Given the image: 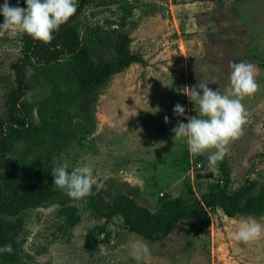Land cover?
<instances>
[{"label": "rangeland", "instance_id": "rangeland-1", "mask_svg": "<svg viewBox=\"0 0 264 264\" xmlns=\"http://www.w3.org/2000/svg\"><path fill=\"white\" fill-rule=\"evenodd\" d=\"M78 21L79 36L95 62L116 55L112 42L103 45L96 34L114 42L122 29L131 37V52L145 63L135 61L115 72L93 94L82 93V76L71 67L70 54L51 63H27L24 132L9 109L17 100L22 33L15 27L0 31V117L6 121L0 160L5 154L23 179L36 178L37 167L48 162L71 168L89 162L108 198L125 192L152 209L167 195L191 196L189 187L201 195L199 184L226 178L222 165L229 189L247 179L257 182L255 191L264 184V0H92ZM238 60L253 65L259 87L242 98L247 119L240 134L209 166L214 148L192 153L172 129L197 114L188 87L201 80L227 92L231 64ZM177 103L186 115L174 113ZM31 122L44 129L42 144L29 136ZM56 189L54 197L21 213L24 221L16 234L22 264H264V234L247 242L229 236L250 215L230 216L218 208L198 235L180 223L151 242L120 215L95 213L88 195L77 199ZM255 218L264 223V214ZM134 239L146 246L139 262L129 253Z\"/></svg>", "mask_w": 264, "mask_h": 264}, {"label": "trees", "instance_id": "trees-1", "mask_svg": "<svg viewBox=\"0 0 264 264\" xmlns=\"http://www.w3.org/2000/svg\"><path fill=\"white\" fill-rule=\"evenodd\" d=\"M92 0H78L76 12L54 31L53 39L49 42L33 39L27 33H22L23 55L15 63L18 77V89L16 91V103L9 107L13 120L24 123L26 115L25 95L29 84L26 80L25 66L27 63H51L66 54L73 59L70 65L77 75H81L80 82L83 94H93L98 85L108 79L115 72L122 71L135 61L145 63L142 56L132 53L130 49L131 37L120 29L117 38L113 42L110 37L96 34V39L103 45L112 42L116 55L112 58L100 56L98 62L89 57V52L82 42L79 34V17L86 5ZM26 7L25 0L21 3ZM4 17L0 14V21ZM126 23H121L124 26ZM85 76V79L83 77ZM6 121L0 117V132L4 130ZM27 130L34 144H42L44 138L41 133L44 129L37 123H29ZM26 132V131H24ZM40 139H36V138ZM39 141V142H38ZM32 150V146L28 147ZM5 158L0 160V244L11 243L12 252L0 253V260L8 263L22 264L21 245L17 234L24 221L22 211L38 207L46 200L54 197L58 190L53 184L52 168L60 164H43L37 167V177L23 179L17 172L15 163ZM18 166V165H17ZM68 167V166H67ZM71 170V167H68ZM222 171L226 178L223 181H213L207 184H199L201 195H194V190L189 187L191 196H166L156 209L144 205L139 200L125 192H118L108 196L97 186L93 185L88 195L89 206L101 216L120 215L131 229L139 233L151 242L161 240L168 236L180 223L192 228L194 235L204 231L211 223V212L221 208L226 215L236 216L245 214L260 216L264 214V184L255 191L256 181L247 179L246 182L235 189H229L230 176L226 165H222ZM24 264H32L24 262Z\"/></svg>", "mask_w": 264, "mask_h": 264}, {"label": "clouds", "instance_id": "clouds-1", "mask_svg": "<svg viewBox=\"0 0 264 264\" xmlns=\"http://www.w3.org/2000/svg\"><path fill=\"white\" fill-rule=\"evenodd\" d=\"M26 7L12 5L10 0L0 4V31L11 27L27 33L33 39L49 42L54 31L76 12L78 0H25ZM215 81V80H213ZM259 87L254 78L253 65L244 60L233 61L230 72V88L221 92L220 87L213 90L208 82L199 80L188 87L186 93L194 102L196 115L180 120L173 127L174 137L184 138L192 153H202L214 148L208 153L209 166L222 159L228 151L229 141L238 136L241 126L247 119L246 110L242 104L245 95L254 93ZM202 90V91H200ZM174 113L186 115L185 106L174 105ZM169 117L165 116L167 122ZM53 184L65 189L72 198H81L89 194L97 179L93 167L84 162L71 170L64 164L57 165L51 171ZM264 234V223L253 216L241 218L236 230L229 236L237 241H252ZM11 243L0 244V253L12 252ZM146 246L140 240H131L129 253L138 262L142 259Z\"/></svg>", "mask_w": 264, "mask_h": 264}]
</instances>
